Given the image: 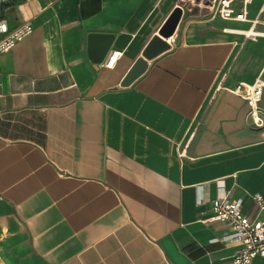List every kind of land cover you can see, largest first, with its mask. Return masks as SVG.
Returning <instances> with one entry per match:
<instances>
[{"label": "crops", "instance_id": "obj_1", "mask_svg": "<svg viewBox=\"0 0 264 264\" xmlns=\"http://www.w3.org/2000/svg\"><path fill=\"white\" fill-rule=\"evenodd\" d=\"M179 2L16 0L5 11L11 28L34 30L0 56V264L232 260L228 229L205 219L221 195L260 215L264 127L228 89L264 79V38L188 9L170 48L122 86ZM248 16L264 19V0ZM111 51L121 56L109 69Z\"/></svg>", "mask_w": 264, "mask_h": 264}, {"label": "built area", "instance_id": "obj_2", "mask_svg": "<svg viewBox=\"0 0 264 264\" xmlns=\"http://www.w3.org/2000/svg\"><path fill=\"white\" fill-rule=\"evenodd\" d=\"M15 1L0 0V56L12 51L34 30L31 21H26L14 28L10 27L5 11ZM251 2L252 0H180L177 7H180L183 12L197 8L212 17L248 24L247 29L239 32L248 39L258 41L260 38H264V19L249 18ZM120 56V51H111L103 66L109 69L114 68ZM221 84L218 86L219 88ZM228 90L246 101L250 108L252 126L255 128L264 127V113L260 106L264 94V79L259 77L253 83L239 82ZM253 199L260 212V215L254 218L243 212L241 200H231L227 195H221L210 201L211 210L205 221L225 226L229 232L224 239L238 245L229 264H252L254 258L264 257V197L254 195ZM204 201L201 197L200 202Z\"/></svg>", "mask_w": 264, "mask_h": 264}, {"label": "water", "instance_id": "obj_3", "mask_svg": "<svg viewBox=\"0 0 264 264\" xmlns=\"http://www.w3.org/2000/svg\"><path fill=\"white\" fill-rule=\"evenodd\" d=\"M183 11L180 7H176L167 18L164 25L159 30V34L155 36L144 49L142 56L138 58L128 73L125 75L122 86L131 84L136 78L142 75L148 67V62L158 55L164 53L170 48L169 40L176 32L181 21Z\"/></svg>", "mask_w": 264, "mask_h": 264}]
</instances>
